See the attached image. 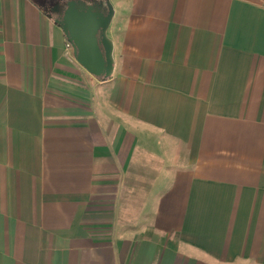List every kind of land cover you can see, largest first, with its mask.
Segmentation results:
<instances>
[{"label": "crops", "instance_id": "0c3cea01", "mask_svg": "<svg viewBox=\"0 0 264 264\" xmlns=\"http://www.w3.org/2000/svg\"><path fill=\"white\" fill-rule=\"evenodd\" d=\"M111 2L101 79L0 0V264H264V0Z\"/></svg>", "mask_w": 264, "mask_h": 264}, {"label": "water", "instance_id": "95a60500", "mask_svg": "<svg viewBox=\"0 0 264 264\" xmlns=\"http://www.w3.org/2000/svg\"><path fill=\"white\" fill-rule=\"evenodd\" d=\"M60 3L55 4L56 10ZM106 5L107 12L100 7ZM115 15L111 0H68L61 26L71 44L77 61L97 77H112L115 68L114 43L108 30Z\"/></svg>", "mask_w": 264, "mask_h": 264}, {"label": "flooded vegetation", "instance_id": "af4514ba", "mask_svg": "<svg viewBox=\"0 0 264 264\" xmlns=\"http://www.w3.org/2000/svg\"><path fill=\"white\" fill-rule=\"evenodd\" d=\"M67 1H66V3H63V4L60 3V5L58 6V8L56 10H52V8H51L50 14L55 16V18H61L63 16V12H64L65 8L67 7ZM86 1L88 3H93L96 0H86ZM100 8H101V10L107 12V6L106 5H104Z\"/></svg>", "mask_w": 264, "mask_h": 264}, {"label": "rangeland", "instance_id": "374dc122", "mask_svg": "<svg viewBox=\"0 0 264 264\" xmlns=\"http://www.w3.org/2000/svg\"><path fill=\"white\" fill-rule=\"evenodd\" d=\"M67 0H37V2L44 7L45 9L49 8V12L51 11V8L55 6L57 3H66Z\"/></svg>", "mask_w": 264, "mask_h": 264}, {"label": "trees", "instance_id": "16d2710c", "mask_svg": "<svg viewBox=\"0 0 264 264\" xmlns=\"http://www.w3.org/2000/svg\"><path fill=\"white\" fill-rule=\"evenodd\" d=\"M46 10H49V8L48 9H46ZM101 79H107V78H104V77H100ZM110 78V77H109Z\"/></svg>", "mask_w": 264, "mask_h": 264}]
</instances>
